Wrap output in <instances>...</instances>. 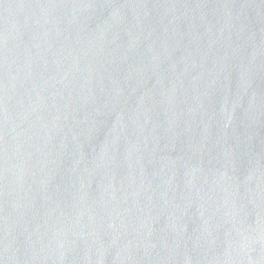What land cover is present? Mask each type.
Segmentation results:
<instances>
[{
	"label": "water",
	"instance_id": "water-1",
	"mask_svg": "<svg viewBox=\"0 0 264 264\" xmlns=\"http://www.w3.org/2000/svg\"><path fill=\"white\" fill-rule=\"evenodd\" d=\"M0 264H264V0H0Z\"/></svg>",
	"mask_w": 264,
	"mask_h": 264
}]
</instances>
